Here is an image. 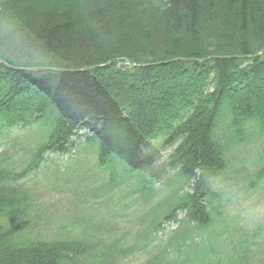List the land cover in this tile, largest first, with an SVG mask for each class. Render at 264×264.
<instances>
[{
    "label": "trees",
    "instance_id": "trees-1",
    "mask_svg": "<svg viewBox=\"0 0 264 264\" xmlns=\"http://www.w3.org/2000/svg\"><path fill=\"white\" fill-rule=\"evenodd\" d=\"M263 48L264 0H0V139L44 129L35 146L21 144V156L0 151V264H127L149 255L151 264H249L248 249L225 236L231 226L212 182L251 123L264 134V51L245 58ZM161 133L163 146H175L166 166L190 189H173L157 218L118 238H110L115 221L83 217L80 238L32 236L18 182L49 154L86 145L96 166L112 169L98 179L86 169L89 182L72 186L76 206L108 207H96L101 220L112 217L111 193L124 183L118 162L138 178L120 192L125 211L152 203L157 175L143 181L141 172L152 168L146 146ZM261 152L250 184L264 178V145ZM165 221L176 228L168 232Z\"/></svg>",
    "mask_w": 264,
    "mask_h": 264
},
{
    "label": "rangeland",
    "instance_id": "rangeland-1",
    "mask_svg": "<svg viewBox=\"0 0 264 264\" xmlns=\"http://www.w3.org/2000/svg\"><path fill=\"white\" fill-rule=\"evenodd\" d=\"M246 131L244 143L240 144L235 141L229 146L226 153L229 161L228 169L215 178L212 184L221 194V197L215 199V205H220L222 202L221 220L231 226L225 236L233 237L241 251L248 249L245 254V258L248 259L247 263L264 264V178L258 183L254 178V186H251L253 183L249 182L254 177L257 164L262 162L261 151L264 145V134L260 133L253 123ZM42 134H44V129L36 125L28 126L26 129H13L10 134L0 139V151L6 150L17 158L22 155V152H19L22 143L35 146ZM164 138V134L161 133L147 144L146 153L153 156V166L150 169H143L141 172L143 181L145 178L150 179L151 176L157 175L158 179L153 184L152 203L143 208L141 205L125 211L124 204L127 201L119 199L120 192L135 187L138 184V178L125 176L124 167L118 162L117 175L121 180H124V183L120 189L117 188L116 194L111 193L109 202L111 204L114 199L112 204L114 209H111L108 214L112 217L101 220L96 217L98 214L96 207L99 209L108 207L103 208L92 202L86 204L78 202L76 206L72 186L74 181L82 179H84V184L89 182V177H87L89 171L86 173V169L91 170L95 179L98 177L108 178L111 176L112 169L96 166L97 153L92 147L86 145H80L78 150L69 155L49 154L37 171L18 182L19 191L16 193L19 199L18 207L28 208V218L34 226L31 231L32 236H35L37 232V234L49 238L64 236V233L79 236L81 229L86 224L76 221H78V217H83L88 219L91 224L115 221L117 229L115 232L111 231L110 238L115 236L118 238L122 234H128L131 230L138 229L139 223L151 222L153 218H157L163 212L165 199L169 198L173 189L180 187L181 193L190 189L188 183L177 175V170L166 166L168 156L175 146H163ZM114 210L122 212V216H113ZM181 216L183 213H179V218ZM214 219L217 224L216 215ZM94 220L98 221L94 222ZM176 226V222L173 221H165L162 224V227L168 232ZM167 231L160 234L163 239L167 235ZM98 237L111 243L110 239H107V232L99 233ZM242 244L244 245L242 246ZM150 257L151 255L142 258L136 257L127 264H151Z\"/></svg>",
    "mask_w": 264,
    "mask_h": 264
},
{
    "label": "bare ground",
    "instance_id": "bare-ground-1",
    "mask_svg": "<svg viewBox=\"0 0 264 264\" xmlns=\"http://www.w3.org/2000/svg\"><path fill=\"white\" fill-rule=\"evenodd\" d=\"M261 51H262V50H261ZM261 51H260V52H261ZM259 54H260V53L257 52L256 54L246 56L245 58H252V57H254L255 55L257 56V55H259ZM226 58H242V56H226ZM30 70H32V69H30Z\"/></svg>",
    "mask_w": 264,
    "mask_h": 264
},
{
    "label": "water",
    "instance_id": "water-1",
    "mask_svg": "<svg viewBox=\"0 0 264 264\" xmlns=\"http://www.w3.org/2000/svg\"><path fill=\"white\" fill-rule=\"evenodd\" d=\"M264 51V48L262 49V51L261 52H259V53H262ZM184 60V59H183ZM186 60V59H185ZM0 64H5L3 61H0ZM9 68H11V69H16V68H14V67H11V66H8ZM87 69V68H86ZM40 70H43V68H33L32 69V71H40ZM58 71H60V70H58Z\"/></svg>",
    "mask_w": 264,
    "mask_h": 264
}]
</instances>
